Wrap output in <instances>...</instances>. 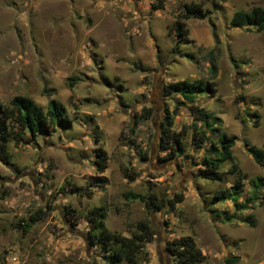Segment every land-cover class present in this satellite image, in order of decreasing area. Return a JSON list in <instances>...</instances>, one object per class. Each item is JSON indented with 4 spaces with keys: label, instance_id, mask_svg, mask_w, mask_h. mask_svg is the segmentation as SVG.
Masks as SVG:
<instances>
[{
    "label": "rangeland",
    "instance_id": "rangeland-1",
    "mask_svg": "<svg viewBox=\"0 0 264 264\" xmlns=\"http://www.w3.org/2000/svg\"><path fill=\"white\" fill-rule=\"evenodd\" d=\"M190 2L201 4L207 17L183 21L188 41L178 47L191 58L179 57L172 53L171 26ZM255 6L264 8V0L218 6L210 0H0V103L20 95L46 111L55 100L72 118L34 139H0V264H111L103 248L86 240L84 215L94 207L105 211L111 232L130 237L142 221L155 230L136 264H176L164 244L185 236L205 256L198 264H264V167L244 147L264 151V29L230 25L235 11ZM182 80L215 82L216 95H198L194 104L219 117V132L234 137L233 162L246 175L237 202L257 195L228 222L222 219L233 203L212 204L211 196L230 190L238 175L217 182L198 177L208 143L192 142L189 104L174 111L180 97L161 95L164 85ZM145 108L150 117L139 121ZM166 109L174 112L175 131L187 128L182 153L163 162L158 139ZM254 111L256 128L246 115ZM100 150L103 172L94 164ZM252 179L263 183L254 192ZM149 193L163 199L181 193L183 200L167 213L129 196ZM38 209L47 215L23 232L22 220Z\"/></svg>",
    "mask_w": 264,
    "mask_h": 264
},
{
    "label": "trees",
    "instance_id": "trees-1",
    "mask_svg": "<svg viewBox=\"0 0 264 264\" xmlns=\"http://www.w3.org/2000/svg\"><path fill=\"white\" fill-rule=\"evenodd\" d=\"M214 6H218L221 0H210ZM150 8L161 9V6L151 4ZM207 17V11L201 4L190 2L184 5L183 10L177 16V20L172 24L171 30L177 38V43L172 48V53H177L179 57L190 55L183 54L179 51L178 43H187L184 36L183 21L188 19L203 20ZM230 25L234 28H252L256 31L264 29V8L260 6L252 7L248 11H235L230 19ZM209 72L211 77L216 74V66L214 62L209 63ZM204 94L208 98L216 95L215 82L210 80L204 84L198 81H172L161 88V95L168 98L171 95H178L180 100L174 104V111L178 107L189 104L188 113L192 118V123L188 128L191 129V139L196 147L201 144L208 143V150L199 162L197 175L200 179L212 182L221 181L224 176L238 175L237 181L230 190L217 189L211 196V203L216 204L223 201H231L234 211L231 216H226L222 222H228L236 218V214L242 210L249 208V205L257 198L256 192L251 198H247L243 202H237L240 196L241 181L246 175L241 174L238 165L233 162L232 147L234 145V137L228 136L224 132H219L217 126L221 124V119L214 113L194 104L198 95ZM143 115L139 121H146L150 117L151 109L142 110ZM247 116L253 117V127H258L259 114L257 112L246 113ZM140 116V115H139ZM174 112L169 113L165 110L163 120L160 122V136L158 139V148L163 152L161 161L166 162L172 160L176 155L182 153L181 136L186 130L183 126L180 131L172 128ZM72 122V118L66 112L64 106L55 100H49L46 111L38 107L31 99L25 96H14L7 106L0 103V139L7 142L15 135L27 134L31 139L38 135L47 134L48 128L66 127ZM200 123V127L197 126ZM207 131H211L213 137L207 135ZM17 139V138H16ZM214 139V140H213ZM247 154L252 158L255 164L264 167V151L255 145L244 143ZM229 163L230 166L221 171L222 166ZM94 164L97 172H103L106 168V155L100 150L95 155ZM263 183L254 179L250 180V186L253 192L261 187ZM133 200L141 201L145 208L149 211H162L173 213L175 205L183 200L181 193H175L169 199L158 198L154 193L146 196L129 194ZM47 215V211L38 209L27 220H22L20 224L21 230L27 232L31 226L37 221L42 220ZM105 211L100 207L89 209L84 220L90 223L89 230L86 233V240L90 246H100L109 255L111 264L127 262L136 264L137 257L141 253L145 243L154 239L155 230L146 221L139 222L135 233L130 237H125L120 233L111 232L105 225ZM247 222L251 223L250 218ZM165 251L173 257L176 264H198L204 261L205 256L198 249L190 236L179 239L166 241L164 244ZM228 263L229 260H226Z\"/></svg>",
    "mask_w": 264,
    "mask_h": 264
}]
</instances>
